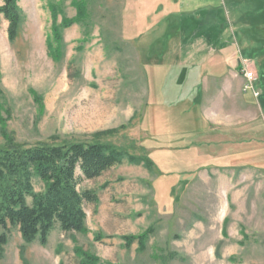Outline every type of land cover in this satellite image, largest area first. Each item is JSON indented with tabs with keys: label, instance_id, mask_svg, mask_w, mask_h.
Masks as SVG:
<instances>
[{
	"label": "rangeland",
	"instance_id": "rangeland-1",
	"mask_svg": "<svg viewBox=\"0 0 264 264\" xmlns=\"http://www.w3.org/2000/svg\"><path fill=\"white\" fill-rule=\"evenodd\" d=\"M218 2L220 19L235 13L223 39L234 45H225L224 54L235 52L236 60L245 61L242 67L256 78L254 89L264 93V0ZM79 3L85 13L80 22ZM134 5L17 0L20 23L13 42L1 21L0 147L99 141L141 161L125 160L79 182L80 192L96 196V203H84L83 233L56 227L42 246L25 244L8 227L0 264H83L85 255L95 264H264V141H242L220 162L212 156L214 147L211 154L200 153L205 125L192 98L199 87L188 88L178 107L165 104L167 45H132ZM226 70L219 65L216 72L223 79ZM210 80L220 84L219 78ZM32 184L34 192L42 191L38 179ZM146 232L143 250L137 241L126 246L125 237Z\"/></svg>",
	"mask_w": 264,
	"mask_h": 264
},
{
	"label": "crops",
	"instance_id": "crops-1",
	"mask_svg": "<svg viewBox=\"0 0 264 264\" xmlns=\"http://www.w3.org/2000/svg\"><path fill=\"white\" fill-rule=\"evenodd\" d=\"M143 1L132 0V45H148L150 50L153 45H167L162 57L167 72L168 106L178 107L187 99L188 88L194 84L199 87L192 98L193 103L201 106L205 125L197 144L205 149L200 153L211 154L209 148L214 147L212 156L220 162V157L229 154V148L235 149L242 141L249 146L257 139L264 141V93L259 92L256 100L251 90L245 91V61L236 60L235 52L231 56L224 54L225 45H234L223 39L231 29L225 23L228 25L235 13L226 12L220 19L219 0H146L149 4ZM173 6L180 10L172 11ZM183 8L187 11L183 12ZM243 42L251 45L246 39ZM219 65L227 69L223 79L216 72ZM214 77L219 78V85L214 86L210 80Z\"/></svg>",
	"mask_w": 264,
	"mask_h": 264
},
{
	"label": "trees",
	"instance_id": "trees-1",
	"mask_svg": "<svg viewBox=\"0 0 264 264\" xmlns=\"http://www.w3.org/2000/svg\"><path fill=\"white\" fill-rule=\"evenodd\" d=\"M1 2L0 23L7 22L8 40L13 42L20 23L17 0ZM76 8L80 22L85 17L82 3ZM50 11L55 19L56 8L51 6ZM52 26L58 43V29L54 23ZM50 45L48 42L49 48ZM125 160L133 165L141 161L99 141L35 146L6 142L0 147V254L8 241V227L16 228L25 244L38 241L42 246L56 227L64 233L85 232L84 203H96V196L89 191L80 192L79 182L97 179ZM150 162L145 165L150 166ZM34 178L42 184L39 193L34 192ZM148 235L149 232L125 237V244L130 246L137 241L139 250H143ZM85 256L83 264H95Z\"/></svg>",
	"mask_w": 264,
	"mask_h": 264
},
{
	"label": "built area",
	"instance_id": "built-area-1",
	"mask_svg": "<svg viewBox=\"0 0 264 264\" xmlns=\"http://www.w3.org/2000/svg\"><path fill=\"white\" fill-rule=\"evenodd\" d=\"M242 76L244 79V90H251L255 98L259 97V92L254 89L253 83L256 78L252 71H248L246 68H243Z\"/></svg>",
	"mask_w": 264,
	"mask_h": 264
},
{
	"label": "water",
	"instance_id": "water-1",
	"mask_svg": "<svg viewBox=\"0 0 264 264\" xmlns=\"http://www.w3.org/2000/svg\"><path fill=\"white\" fill-rule=\"evenodd\" d=\"M238 70H240V67L238 68Z\"/></svg>",
	"mask_w": 264,
	"mask_h": 264
}]
</instances>
